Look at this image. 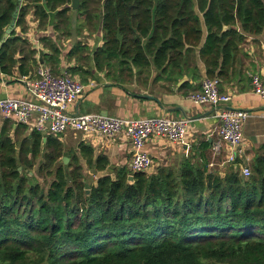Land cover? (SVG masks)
I'll return each instance as SVG.
<instances>
[{
  "label": "trees",
  "instance_id": "1",
  "mask_svg": "<svg viewBox=\"0 0 264 264\" xmlns=\"http://www.w3.org/2000/svg\"><path fill=\"white\" fill-rule=\"evenodd\" d=\"M196 2L207 29L199 55L206 76L219 77L243 34H264V0ZM70 3L0 0V41L11 24L25 30L30 9L40 25L49 12L66 25ZM76 12L93 27L101 12L96 67L113 58L148 65L149 57L178 65L185 44L201 37L193 0H79ZM25 44L13 29L0 46V72H11ZM50 48L55 61L59 48ZM12 124L6 118L0 127V264H264V154L247 177L232 165L224 175L210 171L203 159L110 174L108 158L90 145L65 151L57 136L35 129L20 139ZM82 162L104 174L88 184Z\"/></svg>",
  "mask_w": 264,
  "mask_h": 264
},
{
  "label": "crops",
  "instance_id": "2",
  "mask_svg": "<svg viewBox=\"0 0 264 264\" xmlns=\"http://www.w3.org/2000/svg\"><path fill=\"white\" fill-rule=\"evenodd\" d=\"M193 3L201 22V37L196 45L185 44L183 60L174 66L168 60L158 65L149 57L148 65L135 66L131 61L122 62L123 59L113 58L109 64L101 62V67H96L92 57L103 43L101 12L99 18L94 20L95 27L88 22L91 26L89 31L85 16L76 12V9L67 11L66 25L59 22L54 12H49L46 23L40 25L30 9L26 15L25 30L12 25L11 31L14 29L15 34L21 36L26 44L15 53L16 65L11 72H0V98L26 97V81L34 79L38 67L45 65L54 74L68 73L85 84L81 97L69 106L71 113H106L121 118L185 116L192 119L188 134L181 144L161 137H152L145 142L143 149L153 160V166L148 172L155 171L159 165L178 166L185 159L196 162L203 159L208 162L210 171H217L220 175H224L231 165L250 168L253 158L264 154V101L253 91L251 83L252 74H258L264 80V34H243L244 39L238 45L233 62L218 77L219 90L229 95L230 100L216 107L195 103L188 95L200 90L201 81L206 76L199 50L205 41L207 29L196 0ZM234 27L241 30L238 21ZM226 28L228 25L223 26V30ZM145 42L143 38L142 45ZM52 44L59 48L55 61L49 60ZM29 50H33V54ZM20 64L28 69L26 74L19 72ZM220 107L243 109L249 113L243 125L241 152H237L235 164L226 161L229 147L224 142L218 155L213 154L211 146L203 148L207 141L211 145L218 139L217 110ZM8 119L13 122L10 134L14 135L17 129L20 139L34 129L33 118L26 124L17 123L13 118ZM54 136L61 140L63 147H68L64 148L65 151L75 150L83 142L93 148L94 156L104 154L110 166H113L112 169L124 167L131 170L132 147L129 137L124 133L106 137L66 130ZM92 171L95 179L91 184H94L96 178L104 172Z\"/></svg>",
  "mask_w": 264,
  "mask_h": 264
},
{
  "label": "built area",
  "instance_id": "3",
  "mask_svg": "<svg viewBox=\"0 0 264 264\" xmlns=\"http://www.w3.org/2000/svg\"><path fill=\"white\" fill-rule=\"evenodd\" d=\"M217 76H205L198 92L188 95L199 104L221 106L230 96L219 90ZM253 91L264 101V80L258 74L251 75ZM93 85V82H90ZM26 97L0 98V119L13 118L17 123L26 124L33 118V128L44 134L57 135L66 130L84 134L114 137L126 134L131 142L130 169L148 171L153 160L143 149L152 137L166 138L173 143L184 142L192 119L189 117L153 116L145 118H121L100 113H71L69 106L78 100L85 90V84L68 73L54 74L50 67L40 65L34 79L26 81ZM249 113L243 109L220 107L217 110L219 125L218 139L212 142L214 155L221 152L222 142L229 147L226 161L236 162L237 152H241L243 125ZM264 117V114H263ZM244 177L250 175V168L238 166Z\"/></svg>",
  "mask_w": 264,
  "mask_h": 264
},
{
  "label": "rangeland",
  "instance_id": "4",
  "mask_svg": "<svg viewBox=\"0 0 264 264\" xmlns=\"http://www.w3.org/2000/svg\"><path fill=\"white\" fill-rule=\"evenodd\" d=\"M70 5V4H69ZM73 11V9H71L70 8V10H69V12H72ZM81 15V14H80ZM87 20L85 19V22H86ZM87 28L89 29V31H90V28H91V26L88 24V22H87ZM2 122H3V119H0V124H2ZM63 148H68L67 146H65V147H63ZM40 159L41 158H38L37 160H36V163H35V165L33 166V169H32V172H36L37 171V166H38V164H39V162H40ZM82 164L84 165L83 166V172H84V175H85V180H86V182L88 183V184H91L93 181H94V179H95V177H94V172L91 170V169H88L87 168V166L82 162ZM40 180H41V178H39Z\"/></svg>",
  "mask_w": 264,
  "mask_h": 264
},
{
  "label": "water",
  "instance_id": "5",
  "mask_svg": "<svg viewBox=\"0 0 264 264\" xmlns=\"http://www.w3.org/2000/svg\"><path fill=\"white\" fill-rule=\"evenodd\" d=\"M20 1H21V0H19V2H20ZM42 1H45V0H42ZM78 4H79V0H71L70 7H71L72 9L75 10V9L78 8ZM12 25H13V24H11V25L8 26L7 28H5L4 33H3L2 40L0 41V46H1L2 42L4 41V39H5V38L8 36V34L11 32ZM105 115H106V113H105ZM62 161H63L64 163H67V162H68V158H67V157H63V158H62ZM112 167H113V166H110V167L107 169V172H108V173H111V172H112ZM19 169H20V168H19ZM128 180H129V181L132 180V176H131V175L128 176Z\"/></svg>",
  "mask_w": 264,
  "mask_h": 264
}]
</instances>
